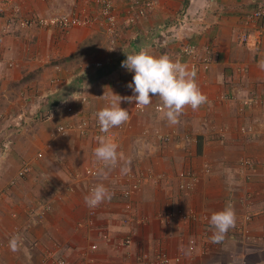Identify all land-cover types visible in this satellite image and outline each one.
<instances>
[{
    "label": "crops",
    "instance_id": "crops-1",
    "mask_svg": "<svg viewBox=\"0 0 264 264\" xmlns=\"http://www.w3.org/2000/svg\"><path fill=\"white\" fill-rule=\"evenodd\" d=\"M112 1L113 40L92 0H12L0 15V264H58L59 259L149 264L140 259V249L171 256L183 251L180 262L168 264H264V71L257 66L264 60V20L252 16L264 0H158L134 24L126 22L134 12L132 0ZM17 6L21 16L67 13L95 20L65 29L20 28L11 18ZM184 43L216 53L195 70L206 103L195 111L186 107L179 123L169 125L166 110L156 108L162 105L157 96L150 94L152 103L141 111L135 101H121L129 120L123 129L112 128L113 137L105 136L118 145L119 163L106 178L94 179L112 196L96 207L89 223L84 198L91 179L84 170L104 167L93 156L98 146L94 117L109 105L111 92L134 95L127 86L134 73L121 66L126 53L146 50L172 59ZM94 61L101 66L86 69ZM80 90L85 103H80ZM250 96L257 102L243 104ZM60 100L74 106V117L65 114ZM84 116L92 121L86 133L56 132L57 124ZM156 130L169 134V140L156 138ZM245 158L254 162L250 169L240 163ZM25 162L30 172L19 177ZM122 167H128L126 174ZM141 168L151 172L130 197L133 219L123 223L129 213L121 191ZM185 169L198 180L182 191L178 179ZM41 205H48L47 213L32 218ZM226 206L235 212V226L213 243L210 217ZM189 212L195 216L182 218ZM160 215L169 216L160 224ZM245 215L250 219L241 226ZM16 230L23 238L13 252L8 242ZM131 231L134 242L121 245Z\"/></svg>",
    "mask_w": 264,
    "mask_h": 264
},
{
    "label": "built area",
    "instance_id": "built-area-1",
    "mask_svg": "<svg viewBox=\"0 0 264 264\" xmlns=\"http://www.w3.org/2000/svg\"><path fill=\"white\" fill-rule=\"evenodd\" d=\"M95 4L99 6V15L103 19L104 22V27L106 32L112 37L113 40V35L116 30V14L114 11V3L112 0H92ZM12 0H3L0 4V15L3 12L4 6L8 3H11ZM158 0H132L131 4L133 6L134 12L129 13L126 17V22L128 24H134L136 21L137 17H144L146 14L151 12L157 5ZM15 14L11 15L12 20L14 23L19 26L20 28H26L30 27L32 25L34 26H39V27H59L62 29H65L69 27L71 24H82V25H90L94 22L95 18L93 17H81L75 14H67V13H53L50 15H44V16H21V11L19 10V7H15V9L12 11ZM252 16L257 19H263L264 20V5L260 4L257 6V8L253 11ZM262 26L264 28V22H261ZM247 35L242 34L241 35V41H246ZM161 44L166 43L165 39H162ZM214 56H216V53L214 49L211 47L206 46L202 51H199L197 47L194 44L190 43H184L179 46V50L177 54L172 58L173 61H178L181 64L187 65V68L190 70H197L201 66L208 65L211 63L213 60ZM185 57L187 59V62H184L182 59ZM101 63L99 61H94L91 64L87 65L86 69H94L97 67H100ZM78 97L80 99V103H85L87 102V97L84 95V93L80 90L78 91ZM257 102V99L253 96L245 98L242 103L246 105H251L253 103ZM135 105V104H134ZM59 106L63 108V111L65 114L70 115L71 117H74L75 115V110L74 106L66 104L65 101L60 100L59 101ZM158 111H162L163 107L162 105H158L157 107ZM137 110H142V107H135ZM90 119L89 116H84L81 117L79 120L72 121L68 120L67 122H63L62 124H57L55 127V130L58 134L64 135L66 131L70 128H75L79 132L86 133L89 131L90 127ZM92 122V121H91ZM94 130L92 132L93 137L97 138L98 136L103 135L104 137H113L114 136V131L113 129H110L107 133H101L99 125L97 123L96 118L94 117V122H93ZM125 126V123L122 124L121 126L118 127V129H123ZM244 130V128H242ZM156 138H158L161 141H167L169 140L170 136L169 134H164L159 131H155ZM240 163L247 167L251 168L254 166V162L249 160V159H241ZM205 169L208 170V165H204ZM29 172V165L28 163H23L22 167L18 170V176H24L26 173ZM86 174L89 175L90 181L88 183V191H90L96 186L95 180L98 178V169H91L87 168L84 170ZM150 169L149 168H141L138 172L137 175L132 177V179L129 181V185L124 188L121 191L122 197L127 201L124 203V208L126 209V212L129 214L126 216H123L121 221L123 223H127L128 220L133 219V212L134 208L131 205L130 197L132 194H134L136 191H138L141 180L145 177H147L150 174ZM178 187L180 190H188L192 189L195 186V183L198 180L197 174L191 170V169H185L182 171V173L179 176L178 179ZM49 210L48 205H41L37 210H34L32 213L31 217L32 218H41L43 217L47 211ZM96 211L95 208H89V218L88 222L92 223L93 217ZM189 215H183L182 218L184 219H190L195 216L193 212H189ZM169 215H160L158 217V222L164 223L166 218ZM141 221L147 220V217H139ZM250 219L249 215H245L241 226L243 223H247ZM134 233L135 231H131L126 234V236L121 239L119 242L121 245H131L134 242ZM14 235H19L20 238H23L22 231L16 230L13 234ZM101 237L104 238L105 240H109V235L106 231L101 232ZM190 245L194 244V239L190 238L188 240ZM91 250H96L97 245L96 244H91L90 245ZM184 253L183 251H179L177 254L174 256L169 255V253L165 251H156L155 253L151 254L148 250L146 249H140L139 251V257L143 262L149 263V264H168L170 262H175L178 263L181 261ZM58 264H66L65 260L59 259L57 261Z\"/></svg>",
    "mask_w": 264,
    "mask_h": 264
},
{
    "label": "clouds",
    "instance_id": "clouds-1",
    "mask_svg": "<svg viewBox=\"0 0 264 264\" xmlns=\"http://www.w3.org/2000/svg\"><path fill=\"white\" fill-rule=\"evenodd\" d=\"M121 66L134 73L132 82L127 85L134 95L121 97L111 92L109 105L95 113L101 133H107L129 120V111L120 107L122 100L128 103L135 101V107H146L152 103L150 94L157 96L166 110L164 114L169 125L179 123V116L186 107H191L195 111L207 101V97L200 91L195 81V70L189 71L187 65L173 61L167 55L155 57L146 50L126 53V60L122 61ZM257 66L264 71V60L259 61ZM96 139L98 146L93 150V156L95 161L104 166L98 175L106 178L108 171L119 163L118 145L107 141L103 135ZM125 163L130 164L131 161ZM128 170V167H122L121 173L126 174ZM111 196L112 193L100 183L85 196L84 202L87 207L95 208L110 200ZM209 223L214 229L212 242H221L228 230L235 226L233 208L226 206L224 210L213 213ZM21 243L20 236L14 235L8 246L11 251L16 252Z\"/></svg>",
    "mask_w": 264,
    "mask_h": 264
},
{
    "label": "rangeland",
    "instance_id": "rangeland-1",
    "mask_svg": "<svg viewBox=\"0 0 264 264\" xmlns=\"http://www.w3.org/2000/svg\"><path fill=\"white\" fill-rule=\"evenodd\" d=\"M21 167H22V165L19 167V169H20ZM19 169H18V170H19ZM29 172H30V168H29ZM29 172H28V173H29ZM28 173H26V174H28ZM17 175H18V171H17ZM19 177H23V176H19Z\"/></svg>",
    "mask_w": 264,
    "mask_h": 264
}]
</instances>
